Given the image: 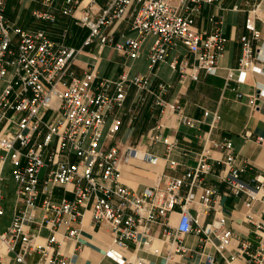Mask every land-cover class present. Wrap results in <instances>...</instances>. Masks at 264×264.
<instances>
[{
    "label": "built area",
    "instance_id": "obj_1",
    "mask_svg": "<svg viewBox=\"0 0 264 264\" xmlns=\"http://www.w3.org/2000/svg\"><path fill=\"white\" fill-rule=\"evenodd\" d=\"M5 1L0 0V181L8 162L15 205L9 223L0 231V258L3 252H11L15 263L29 264L25 257L36 252L38 264H70L60 245L64 240L77 242L82 219L88 213L91 224L107 229L111 240L106 251L120 262L125 258L116 249H127L129 242L148 249L156 226L158 238L167 248L165 264H170V253L184 251L179 239L187 233L200 235L198 242L211 244L223 258L218 262L212 253L202 252L199 264H264V218L249 209L253 201H264V176L257 175L254 186L240 179L247 161L232 151L229 138L205 139L222 151L216 162L221 165L217 182L224 184L223 190L217 183H207L206 176L213 170L204 144L196 165L182 176L162 175L154 185L140 190L121 180V165L132 157L153 159L148 152L139 155L116 137L122 116L131 121L135 118L134 106L125 107L121 116L115 113L124 108L131 87L135 97L153 96V123L144 136L150 145L164 142L170 148L162 133L164 113H175L178 123L188 127L200 122L183 114L178 103L164 98L170 84L159 82L152 90L150 73L159 63H167L180 82L197 81L200 72H217L226 38L219 25L209 33L198 30L194 13L203 3L219 5L220 0H41L43 9L31 11L34 18L53 25L60 15L87 29L78 47L53 40L44 29L16 25L4 13ZM252 1L244 20L249 36L239 37L240 56L237 65L226 70L224 86L230 80L244 82L249 71H261L255 64L259 47L254 44L259 38L255 19L260 0ZM231 9L239 8L233 5ZM122 21L128 22L134 35L114 28ZM66 32L64 28L61 36ZM148 38L147 72L129 75L122 71L116 78L97 73L104 47L136 59ZM91 44L96 45V51L77 74L76 56ZM179 45L187 55L169 58ZM236 97L242 93L237 92ZM219 117L214 111L210 127ZM243 135L250 137V132ZM173 166L171 160L169 167ZM240 195L248 208L244 219L257 239L252 251L246 242L235 239L221 213V196ZM2 199L0 187V216L4 213ZM195 205L201 206L202 213L211 210L212 220L200 225L199 212L191 213ZM177 207L178 220L172 226L169 216ZM31 224L36 230L28 233L25 228ZM41 228L47 230L43 242L36 239ZM233 241L236 247L225 256ZM131 264L148 263L136 256Z\"/></svg>",
    "mask_w": 264,
    "mask_h": 264
},
{
    "label": "crops",
    "instance_id": "obj_2",
    "mask_svg": "<svg viewBox=\"0 0 264 264\" xmlns=\"http://www.w3.org/2000/svg\"><path fill=\"white\" fill-rule=\"evenodd\" d=\"M21 1L6 0L4 2V13L10 21L22 28L44 29L53 40L63 43H65V38L61 34L66 28V35L67 33L75 34L79 42L78 46L81 45L87 34L86 28L67 23L60 15L56 16L57 22L53 25L40 20L39 25L32 26L30 24V19L33 18L31 11L40 8L36 7L37 5L32 7L35 0H25V3H21ZM99 2L102 3L103 0H99ZM253 2L255 1L220 0L219 5L203 3L195 11L194 24L198 30L209 33L219 25L226 38L224 49L218 57V69L215 74L200 72L197 81L186 79L180 82L178 74L172 71L167 63H159L152 69L150 88L155 91L159 82L170 84L171 86L164 98L178 103L183 114L200 120L195 126L188 127L178 123L175 113H164L162 115L164 122L162 133L170 143L169 149L166 148L168 145L164 142L150 145L144 137L153 123L155 113L152 109L153 96L145 94L144 97H135V89L133 87L129 89L124 108L118 109L115 113L121 116L125 107L134 106L135 118L131 121L127 115L122 116L120 134L123 138L120 140L134 147L139 155L148 152L153 155V159L145 161L139 156L132 157L127 163H123L121 165V180L124 184L140 190L145 186L154 185L162 175L182 176L188 169L196 165L198 152L204 144L208 148V161L213 170L206 176L207 183H217L219 189L223 190L224 184L217 182L221 165L216 162L222 156V151L205 140H220L223 137L229 138L232 143V151L247 161V168L240 175L242 181L247 185L254 186L256 184L255 177L257 175L264 176V0H260V10L255 19L259 38L254 41V44L259 47V59L255 61V64L261 67V71H249L244 82L237 83L230 80L227 86H224L226 70L235 67L240 56L239 37L241 35L249 36L244 27V20L246 9L251 7ZM233 5L239 9L232 10ZM219 21L220 23H218ZM128 26V22L122 21L115 24L114 28L126 30L129 34L134 35ZM61 37L62 39H60ZM150 41L151 39L148 38L140 56L136 59H129L107 46L104 47L99 53L96 65L97 73L103 77L116 78L122 71H126L129 75L147 72L146 55ZM67 45L75 46L74 44ZM95 51V44L82 48L74 62V70L77 74H80L82 69L87 66L90 55ZM175 55L179 58L186 56L185 47L177 46L170 52L169 58ZM237 92H241L242 97H236ZM253 104L257 107L253 108ZM204 111H208V113L205 115ZM214 111L220 117L215 125L210 127L209 124ZM245 131L250 132V137L243 135ZM257 137L261 141L257 140ZM171 160L175 163L173 167H169ZM56 194L57 196L61 195L59 189ZM221 204L225 226L232 231L235 239L246 242L249 245L248 249L254 250L257 239L252 227L244 219L248 209L244 204V197L242 195L236 197L221 196ZM13 209L14 206L9 212L8 221L12 217ZM249 209L256 216L264 218V201H253ZM195 210L199 212L198 223L200 225L212 220L213 213L211 210L202 213L200 205H195V209H191V213L195 214ZM178 216L177 207L169 216V222L172 226L176 224ZM35 230L34 224L25 228L28 233ZM153 230L155 239L148 249L142 247L140 243L133 242L128 243L127 249H116L125 258L124 261L120 262L106 251L111 240L107 229L91 224L89 214L86 213L82 219L77 242L72 243L70 240H64L60 245V250L66 255L70 264H131L136 256L145 258L148 264H165L167 248L165 243L158 238L159 228L154 226ZM46 235L47 230L41 228L36 239L43 242ZM199 237L200 235L195 233L183 234L179 243L184 251L170 253V264L183 262L199 264L202 252L212 253L216 261L221 262L223 260L221 255L215 251L211 244L199 243ZM213 241L216 243L217 239L213 238ZM235 243L236 241L232 242L225 252V256L233 251V248L236 247ZM12 257L11 252H3L0 264H21L15 263ZM25 260L29 264H38V254L32 252L25 257Z\"/></svg>",
    "mask_w": 264,
    "mask_h": 264
},
{
    "label": "rangeland",
    "instance_id": "obj_3",
    "mask_svg": "<svg viewBox=\"0 0 264 264\" xmlns=\"http://www.w3.org/2000/svg\"><path fill=\"white\" fill-rule=\"evenodd\" d=\"M40 1L41 0H35V3L32 4V7H35L37 5L36 7L43 9ZM60 1L61 0H58V2H60ZM25 2H26L25 0L21 1V3H25ZM30 20H31L30 24L32 26L39 25V21H40L39 19L33 17ZM63 38H65L64 39L65 44H74L75 46H78V44H79V42L76 39V35L73 33H70V34L67 33V35ZM60 39H62V37ZM116 137L118 139L123 138V136H121V134H120V130L117 132ZM40 176H42V172H41ZM0 187H1V190L3 193L2 205H3V208L5 209V212L0 216V231H3L6 228L7 224L9 223V221H8L9 220V212L12 211V208L14 206V201H15V192H14L15 185H14L13 179L11 177L10 166H9L8 162H5V164H4L2 179L0 181Z\"/></svg>",
    "mask_w": 264,
    "mask_h": 264
},
{
    "label": "trees",
    "instance_id": "obj_4",
    "mask_svg": "<svg viewBox=\"0 0 264 264\" xmlns=\"http://www.w3.org/2000/svg\"><path fill=\"white\" fill-rule=\"evenodd\" d=\"M63 18H64V20L67 22V19H66L65 17H63ZM65 21H64V22H65ZM67 23H68V22H67Z\"/></svg>",
    "mask_w": 264,
    "mask_h": 264
}]
</instances>
